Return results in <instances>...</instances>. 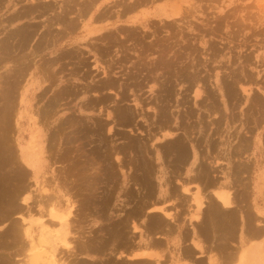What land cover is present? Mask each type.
<instances>
[{
  "label": "rangeland",
  "instance_id": "1",
  "mask_svg": "<svg viewBox=\"0 0 264 264\" xmlns=\"http://www.w3.org/2000/svg\"><path fill=\"white\" fill-rule=\"evenodd\" d=\"M30 1L33 2V0H19V2L17 1L19 4L15 2L17 6L11 3L9 4L7 0L0 2V36H3L4 33L10 31V29L16 26H20L21 28L26 27L27 25V28L34 26L32 30L37 31V36L36 34L34 35L35 41L32 40V45L34 47V44H36L40 48L43 46L41 49L38 47L39 50L32 57L33 62L29 65V70H27L29 73L25 75V77L22 79L23 81L21 79L19 81L20 85L17 87L18 89L16 90L14 97L15 105L13 116L11 117V122L13 120V131L11 134L15 141L21 137L23 142H25V147L22 146L23 144H19L23 160L22 164L24 165L22 167L26 170H29L30 168L25 166L27 164L33 169L34 175L32 176L30 175L31 170H23L25 180L22 182L30 185L31 191L29 193H32L30 202L33 201V198L40 200L43 197L45 198L53 195V193L57 192L56 194H58L56 200V202L59 201L57 202L58 208H51L50 206L46 209V211H44L45 213L42 212L44 216H42L40 213L37 215L36 213L33 218H30L28 221H26V223L30 225V223L33 221L36 222V218L43 217L42 220L47 221V223L49 222L48 225L53 222V225L50 224L53 227L49 225L52 227L49 228V232H53L54 234L51 236L52 240L48 243V246L52 245L56 248L62 247L58 240L60 237L57 236L58 234L56 232L60 225L55 221V218H52L49 215V211L50 209H57L58 212H62V210L67 207L66 199H68V197H70L71 203L73 205L77 203L76 205H78L81 211L80 213L82 214V216L80 215L81 221H76V227L75 225L72 227V233L76 235L78 234L77 236H80L81 239L84 238L83 236H85V240H88L90 235L91 237L96 235L94 239L90 240L95 241L94 244H92L98 248L97 242L101 243L102 240H99L102 239V236L107 239V241L109 239L111 242L114 237V230L116 234L118 231L116 228L117 224L120 223V220L123 218V216H126V213L133 209V206L135 208L141 203V200H143V194L147 190H145L146 183L142 181L144 177L145 179L146 177L149 178L151 182L150 184L152 186L150 190L152 189L155 191L156 182H152L151 180L152 176L153 178H156V171L158 170V166L161 164V162L164 163L163 165H166V171L164 173L160 172L159 176L162 173L166 177L173 176L174 171L172 170L175 168V166L172 165H174L173 163L176 162V159L174 158L173 154H168L169 152L166 150L165 145L163 146L164 148L159 146L160 142H163V140H168L169 138L164 139L165 132L160 133L156 128L158 123L154 121L155 115L158 113L157 111H160V108L161 110L164 108L166 109H164L167 111L166 116L167 114L171 113L169 120H172L168 121L174 127H176L175 132H177L178 135L180 134L179 136L184 142L183 145L187 147L189 152L194 151L196 153H200V157L198 159H202V164L205 162L208 168L211 169L212 166H215L218 167V171L225 172H217L219 176L216 172H212L215 174V176L217 175L216 178L218 180L225 182L223 176H226V173H228L227 179L232 180L231 177L233 173L237 172L236 170L235 172L233 171V169L238 167L237 164L240 162L249 161L248 164H251L249 168L250 171L244 172V174L242 173L243 175L238 174L237 172V176L240 177L241 180H244V182L246 180L247 188L249 184V187H254L256 183H260L261 187L264 186V0H175L180 4L181 10H176L179 9V7H166L170 3H164L171 0H157L152 3H148V1H146L140 2V4L139 2L136 3L135 0H125L127 1L126 4H129L132 7L126 9L127 11L124 10L125 15L123 13L119 19L116 18V15L118 14L117 12L123 8L122 6L118 5V2H121L122 0H98L96 2V6L93 4V7H90L87 12H81V14L78 13V9L82 8L80 7L82 6L81 3L86 0H75L76 2L74 0H58V5L60 6L57 5L56 7H52V9H50L51 7L47 9L46 7H43V5L46 2L54 3L55 1L37 0L38 3L36 6L33 8L31 7L32 10H29V13H34L30 15L29 13H24L20 19L11 23L8 20L9 16L12 15L14 11H17V9L19 12L22 11L23 8H27L22 6ZM71 1L74 3V5L71 3ZM66 2H68L67 4L70 6L68 7L69 9L67 8L68 5ZM159 4H164L162 6L165 7L158 6L157 13H153V16H148V13H150L152 9L155 8L153 5L157 6ZM29 8L30 7H28V9ZM167 8H171L172 12L169 13ZM61 11L62 13H60ZM102 11H109L110 13H113L111 15L114 16H110L104 20H101L98 17ZM163 12H167V14H163ZM64 14L66 16V23L71 21L69 20L70 18H75L74 21H77L78 24L73 29H69L68 32L62 30L64 24L60 23L61 21L57 24V21L55 20L61 19ZM55 16H57V18ZM49 18H52L54 21H56V24L52 19L51 22ZM136 18L142 20L141 23L148 21L150 26L148 24L145 25L147 27L144 25H139L140 20L137 21ZM48 20L50 23L47 22ZM29 25L31 27H29ZM165 25H167V27H165ZM169 26H171V28ZM46 27H49L51 30L49 32L51 37L49 41L45 38L46 36L43 37V35H47L46 33L49 30ZM124 30L125 32H123ZM52 35L55 38L52 37ZM106 35L107 38H105ZM112 35L114 37L112 43L115 44L117 39L118 41L116 44L118 45L120 43L122 45L124 42V44H126V48L123 46L122 50L121 46V49H117L119 46H114V44L110 45V48L107 49H111V51L106 50L109 57L107 58V56L104 55L106 54V46H108L106 44H110L111 42L109 43L107 41V43L106 40H108V36L111 38ZM144 35L145 37H143ZM38 36H40V38L42 37V39L44 38V41L39 39ZM119 40L122 41V43ZM93 41H96V44H98L96 52L101 55V58L103 59L102 61L105 62L109 60L111 68H108H110L109 70H112L109 72L113 77V83L115 82L119 85L115 84L116 86L113 87L112 91L108 87L103 88V91L100 90L98 93L101 94L100 96H102V100H98L97 108L87 109L85 101L89 99L90 96L93 97L91 90L86 92V90L82 88L85 84L91 81L92 77H89L88 73L95 75V83L97 84H99L101 79L104 78L103 71L101 70V63L99 62L98 57L95 55L96 52L91 50V43ZM154 41L157 43V47L156 44H154ZM149 42L154 45H149ZM140 43L143 44L142 46L145 45L146 48L149 45L148 48L150 47L149 50H152V52H155L156 50L158 51L150 54L151 52L148 49L140 47ZM160 43L163 46L166 44L167 47L165 46L166 48H163ZM168 43L170 45H168ZM102 46H105V49ZM112 46H114L115 50ZM159 46L160 48H158ZM98 47L101 51L98 49ZM169 47L172 50L170 49L168 51L167 49ZM27 49L30 50L29 46ZM163 49H166L169 54L165 52L166 50L162 52ZM175 50L178 52L176 56L179 58L181 57V59H177L179 63H175V61L174 63L176 66L174 65L171 68H164V71H162L163 68H161V62H158L159 58L162 55H165V53L168 56H172V53ZM159 52H162L163 54H160L161 56H159ZM146 54L149 55L146 57ZM175 54L176 53H174V55ZM156 56L159 57L156 58ZM161 60L162 59L160 58V61ZM9 61L10 60L5 57L4 53L0 51V75L4 74V70H8L12 66V63ZM46 61L47 63L49 62V68L45 66ZM142 61L144 62L142 63ZM106 64L109 66L108 62L105 64L103 63L102 65H104V68L106 67ZM183 64L187 65L184 66ZM154 65L159 68L153 69L152 67H155ZM181 66L183 67L184 71L181 70L182 68H180L181 71H178L179 67ZM73 68L76 70H73ZM147 68L148 70L146 71ZM41 69L50 70V74L53 75L52 78L42 79L41 75L39 76V73L38 76H36V71L38 72ZM72 71H75V74L71 73ZM30 73L31 75L29 76ZM188 73L192 75V80L190 79V76L189 78L187 77V75H189ZM130 76H132V78ZM30 83H32V85H30ZM199 83L205 87H201ZM75 85L77 87L74 88L73 86ZM62 88L64 90L67 88L68 93H64ZM77 88V91L74 90ZM199 88H205L204 91L206 92L203 91L205 94L201 92V97L199 96L200 98L198 97V99L196 98L195 92L202 91V89L200 90ZM196 89L199 90L196 91ZM83 90L85 91L83 92ZM207 94L209 95V98L211 97L210 100ZM54 95H61V97L57 100V102H59L55 104V109L51 110V108L49 107V109L48 106H50L49 101L52 99L51 96L53 97ZM0 97L2 102H4L3 93H0ZM137 99L139 100L138 106H140V108L137 106ZM200 99L204 100L205 102ZM152 100L154 102H152ZM199 101L200 103L204 102L205 104H195V102ZM151 104L152 106H150ZM161 106H163V108ZM157 107L160 108L158 109ZM125 108L131 110L133 109V112L136 111V113H133V118H130L131 120L129 119L130 123L127 125L123 124L121 120L119 121L118 118L120 115L125 114L122 112L125 110ZM45 111L48 113L46 114ZM53 111H55V113H53ZM110 111L112 115L108 116ZM181 116L183 117L181 118ZM202 116H205V118ZM122 117L120 116V118ZM67 120H73L74 124H70L71 127L67 126L68 128L65 126V129L63 128L60 131L61 133L58 132V134L54 130L56 126L55 121L60 123L62 121L66 122ZM92 120H95L96 123H98V127H96L97 129L94 128L95 130L93 129V125L91 123ZM123 120H125V118ZM128 125L129 127H127ZM183 126L188 128L187 135L184 133ZM109 128L111 129L110 132L108 130ZM53 133L57 136L59 135L58 138H52L55 140L50 139V137L53 136ZM160 134H164L163 138H161L162 135ZM203 134L205 135L204 137H202ZM85 135L88 136L85 138ZM183 135L185 137H183ZM238 136H240L241 141L239 140ZM107 137L108 139L110 138V140H107ZM169 137L171 138V136ZM243 137H245L246 140ZM69 138L71 142L68 143ZM209 138L210 140H208ZM198 139L199 141H197ZM207 140L210 141V143ZM240 144H242V147ZM52 145H54V147ZM115 146L116 148H114ZM192 146L194 147L192 148ZM157 147L159 150H157ZM92 149H94V152H92ZM101 149H103V153L105 151L106 153H109H107V158H104V156L103 158H101L102 156L99 157L102 155L100 152ZM159 154H162L161 160L158 159ZM96 156L98 159H96ZM92 157L95 158L93 159ZM104 159L106 160L104 161ZM95 162H99L96 165L100 166V168L102 165V167H104V165L107 166L108 163L112 165L110 168L113 169H110L109 174H111V171L113 170L112 174H115L118 180L117 178H114V175H112V179L110 177V183L102 182L101 173L99 174V172L101 169V172H103L104 168L99 169V171H94L93 173L98 172L97 178L100 180V185L93 194V196L99 198L96 199L92 196L94 201L97 202L98 200V204L92 205L90 202V204L83 203L85 198L84 195L87 196V193L89 192V188L87 187L86 183L91 173H89L88 169H83L81 167L86 163L93 166L92 164H95ZM194 162H196V160ZM120 164L123 166H120ZM213 170L214 169L212 168V171ZM230 170L233 173H231ZM149 172L152 173L150 174ZM181 173L183 174V171ZM124 175L126 176L127 180L125 183H123V180L125 179L123 177ZM31 178H34L35 182H31ZM46 179L48 181L45 183ZM235 179H237L236 176ZM79 183L80 185L77 186ZM102 184L103 186L105 185V187H103ZM172 184H175V186L179 185L178 182L175 181ZM74 185L76 186L71 188ZM187 186L192 192L196 191V189L198 190L197 184L191 183ZM164 187L163 195H169L170 191L168 187L165 186V184ZM224 189L228 188L224 187ZM250 189H252V191L256 190L254 188ZM82 190L84 191L81 192ZM124 191L126 193H124ZM34 195L35 197H33ZM145 196L147 197L146 193ZM112 200L115 202H112ZM177 201L179 202V200L175 199V197L168 199L163 204V206H166L167 202L174 204L175 202L178 203ZM37 203L38 201L35 203L36 207L38 206ZM107 205L109 206V209H107ZM192 206H195V204L193 203ZM103 209L105 210L104 212L107 213L106 215L104 214ZM39 214L42 217H40ZM101 214H103V216H101ZM56 224L58 226H56ZM32 226L33 230H35L34 234L39 237L38 225L35 223L34 225L32 224ZM100 227H103L105 230ZM106 229L108 233H106ZM1 230H3V228H0V233H2ZM130 230L133 229H131L129 226L128 233H130ZM85 233L86 235L87 233H90V235H87V237L84 235ZM137 233H141V231H138ZM73 234L70 235L71 243L72 245H75L76 238H74L75 235ZM0 236L2 237V242L0 241V246H2L0 247V256L7 254L11 256V258H14V261H16L14 264H19L15 258L20 256L17 254L18 251L12 248V237L6 234ZM105 241L106 240H103L105 243L104 245H106ZM4 244L6 245V249L5 247L3 248ZM108 245L106 246V249ZM151 252L157 255V258L159 259L157 250L153 249ZM106 253L107 252H105L104 255ZM101 256V253L98 254L97 252H91L88 255L81 253L79 258L88 264H91L92 261V264H98L96 261L98 259H102ZM73 259L70 260L73 261ZM74 261L73 263H75ZM128 263L140 264V262L137 261ZM100 264L102 263L100 262Z\"/></svg>",
  "mask_w": 264,
  "mask_h": 264
},
{
  "label": "bare ground",
  "instance_id": "2",
  "mask_svg": "<svg viewBox=\"0 0 264 264\" xmlns=\"http://www.w3.org/2000/svg\"><path fill=\"white\" fill-rule=\"evenodd\" d=\"M3 1V0H0V2ZM8 3L10 4H13L15 6H17V4H19V0H7ZM18 1V2H17ZM23 1V0H22ZM43 1V0H42ZM55 1V2H54ZM57 1V2H56ZM66 1V0H65ZM75 1V0H74ZM73 1V2H74ZM98 0H86L84 2L81 3L82 8L78 9V13L81 14V12H87L90 7H93V4L96 6V2ZM148 1V3H152V2H155L157 0H135L136 3L139 2H146ZM172 1V2H171ZM171 1H167L165 2L164 4H168L166 7H179V9H176V10H181L180 9V4L178 2H176L175 0H171ZM183 1V0H182ZM17 2V4L15 3ZM54 3L52 2H46L44 3L43 7H46L47 9H52V7H56L58 5V0H53ZM69 2V1H68ZM66 2V4L68 3ZM76 2V1H75ZM127 1H121V2H118V5L119 6H122L123 9H119L120 11L117 12L118 14L116 15V18H120L123 13L125 12L124 10L128 9L129 7H132L131 5L129 4H126ZM38 3L37 0H33L30 1V2H27L24 4V6L22 7H27V8H21L22 11H19L18 12V9L17 11H14V13H12V15L9 16L8 20L13 23V21H16L18 19L21 18L22 14L24 13H29V10H32L33 7L36 6V4ZM72 3V1H71ZM69 3V4H71ZM1 4V3H0ZM3 4V3H2ZM74 5V3H72ZM71 4V5H72ZM122 4V5H121ZM134 4V3H132ZM162 4V5H164ZM68 5V4H67ZM77 5V4H76ZM116 5V6H118ZM160 5V6H162ZM60 6V5H58ZM63 6H64V3H63ZM118 6V7H119ZM138 6V5H137ZM21 7V6H20ZM28 7H30L28 9ZM32 7V8H31ZM70 7L69 5L67 6V8ZM78 7V5H77ZM125 7V9H124ZM153 7H155L154 9H152V11L150 13H148V16L151 15L153 16L154 14L157 13V7L156 5H153ZM162 7H165V6H162ZM65 9V7H64ZM69 9V8H68ZM20 10V9H19ZM75 10V9H73ZM175 10V9H174ZM64 11V10H62ZM62 11L60 13H62ZM127 11V10H126ZM160 11V10H159ZM167 11L170 13L172 12L171 11V8H167ZM34 12H31L29 13L32 14ZM69 13V12H68ZM154 13V14H153ZM39 14V13H38ZM113 13H110L109 11H102L100 12L99 14V19L101 20H104L105 18H108L110 16H114V15H111ZM163 14H167L163 12ZM26 15V14H25ZM37 15V14H36ZM54 15V14H53ZM125 15V13H124ZM52 16V15H51ZM144 16H145V13H144ZM57 18V16H55ZM60 17V16H58ZM35 18V17H34ZM53 18V17H52ZM51 18V19H52ZM49 18V20L52 22ZM75 18H70L69 20H71L69 23H66V16L64 14V16L57 20V24L58 22L64 24L62 30L68 32L69 29H73L74 27H76L78 24H77V21H74ZM47 20V19H46ZM47 21L50 23V21ZM137 21H139L140 19L136 18ZM147 20V19H146ZM45 21V20H44ZM54 21V20H53ZM54 21V23L56 22ZM142 20L139 21V25L141 26H145L147 25L149 22L146 21L144 23H141ZM8 22V21H7ZM68 22V20H67ZM146 23V24H145ZM37 24V23H36ZM42 24V23H41ZM53 24V23H52ZM56 24V23H55ZM25 25V24H24ZM34 25V24H33ZM149 25V24H148ZM172 25V24H171ZM22 26V25H21ZM28 26V25H27ZM26 27H20V26H16V27H13L12 29H10V31L6 32L3 34V36H0V51L2 53H4L5 57L8 58V60H10L9 62L12 63V66L5 71L4 73V77H3V74L0 75L1 79H0V93H3V101H4V105L2 106L0 104V129L3 130L2 133H0V136L1 134H4L6 135L7 134V130L11 127H9L11 125V117L13 115V111H14V94L12 93L15 88H17L19 85H20V79L22 80L24 78V76L27 74V70H29V65L33 62V59L32 57L36 54V52L39 50L38 47L36 44H34L35 46L33 47L32 45V40L35 41V34L37 36V31L35 30H32L33 27L32 24L31 26L29 25V27L31 28H27ZM49 26V25H48ZM56 26V25H55ZM150 26V25H149ZM148 26V28H149ZM173 26V25H172ZM121 27V26H120ZM139 27V26H138ZM147 27V26H145ZM165 27H167V25H165ZM171 28V26H169ZM168 27V28H169ZM36 28V26H35ZM47 28V27H46ZM161 28V27H160ZM49 29V27L47 28ZM59 29V28H58ZM102 29V28H100ZM124 29V28H123ZM140 29V28H139ZM147 29V28H146ZM60 30V29H59ZM99 30V29H98ZM148 30V29H147ZM33 31H34V34H33ZM46 31V30H45ZM51 30L49 29L47 31V35H43L46 36L45 38L49 41V39L51 38L50 37V32ZM74 31V30H73ZM173 31V30H172ZM125 32V30L123 31ZM128 32V30H127ZM135 32V31H134ZM171 32V31H170ZM54 33V32H53ZM120 33V32H118ZM122 33V32H121ZM130 33V32H129ZM143 33V32H142ZM148 33V32H147ZM146 33V34H147ZM164 33V32H163ZM204 33V32H203ZM213 33V32H212ZM215 33V32H214ZM42 34V33H40ZM68 34V33H67ZM105 34V33H104ZM103 34V35H104ZM109 34V33H108ZM112 34V32H111ZM110 34V35H111ZM141 34V33H140ZM175 34V33H174ZM62 35V33H61ZM115 35V34H114ZM128 35V34H127ZM149 35V34H148ZM121 36V35H120ZM134 36V35H133ZM139 36V35H138ZM147 36V35H146ZM157 36V35H156ZM39 39H42V37L40 38V36H38ZM52 37H54L52 35ZM104 37V36H102ZM108 40H106V42L108 41L110 44H106L108 46H106V49H105V46L103 47L105 49V53L104 54L105 56L108 57L107 55V52L106 50H109L107 48H110V45L114 44L112 43L113 40H114V37L112 39V37L110 38V36H108ZM128 37V36H127ZM145 37V35L143 36ZM55 38V37H54ZM107 38V35L106 37ZM117 38V37H115ZM147 38V37H146ZM145 38V39H146ZM158 38V37H157ZM189 38V37H188ZM44 39V38H43ZM42 39V40H43ZM45 39V40H46ZM120 39V38H119ZM125 39V38H124ZM123 39V41H124ZM126 39H129V38H126ZM137 39V38H136ZM143 39V38H142ZM150 39V38H149ZM44 41V40H43ZM117 39H116V42L114 44V46H119L117 47L121 49L122 47V50H123V46L124 48H126V44H124V42L122 43V41H120L122 43V45L120 44H116L117 43ZM153 41V40H152ZM151 41V42H152ZM166 41V40H165ZM177 41V40H176ZM37 42V41H36ZM46 42V41H45ZM107 42V43H108ZM155 42V41H154ZM49 43V42H48ZM97 42L96 41H93L91 43V50L96 52V49H97V45L96 44ZM126 43V42H125ZM135 43V42H134ZM137 43V42H136ZM162 43V42H161ZM160 43V45H161ZM39 44V43H37ZM42 44V43H41ZM138 44H139V41H138ZM141 44V43H140ZM154 44H156V47L158 46L157 43L155 42ZM154 44H151L149 42V45H154ZM163 44V43H162ZM134 45V44H133ZM143 44H141V48H145V49H150V47L146 48V46H142ZM164 45V44H163ZM161 45V46H163ZM168 45H170L168 43ZM187 45V44H186ZM29 46V49L28 48ZM41 46V45H40ZM114 46L113 49H114ZM121 46V47H120ZM135 46V45H134ZM137 46V44H136ZM165 46L167 47V45L165 44ZM165 46H163V48H166ZM43 46H41L42 48ZM90 47V46H89ZM132 47V46H131ZM153 47V46H152ZM151 47V48H152ZM155 47V46H154ZM173 47V46H172ZM40 48V47H39ZM40 48V49H41ZM47 48V47H46ZM160 48V46L158 47ZM185 48V47H184ZM98 49L100 50V48L98 47ZM144 49V50H145ZM153 49V48H152ZM171 48L169 47L167 50L169 51ZM97 50V51H99ZM115 50V49H114ZM113 50V51H114ZM125 50V49H124ZM166 50V49H165ZM164 49L162 50L165 51ZM165 51L166 53L169 54L168 51ZM172 50V49H171ZM190 50V49H189ZM41 51V50H40ZM76 51V50H75ZM101 51V50H100ZM111 51V49L109 50ZM117 51V50H116ZM115 51V52H116ZM136 51V50H135ZM150 51V50H149ZM158 51V50H156ZM155 51V52H156ZM161 51V50H160ZM34 52V54H33ZM72 52V51H71ZM145 52V51H144ZM151 53L150 54H153L152 50L150 51ZM154 52V53H155ZM160 53L159 52V56H161L163 53ZM164 52V53H165ZM181 52V51H180ZM184 52V51H183ZM197 52V51H196ZM104 53V51H103ZM117 53V52H116ZM146 53V52H145ZM149 53V52H148ZM165 53V55H167ZM174 53H176L174 55ZM191 53V51H190ZM39 54V53H37ZM142 54V53H141ZM140 54V55H141ZM161 54V55H160ZM172 56H165V55H162L160 58L162 59L160 61V58L158 60V62H161L160 65H162L161 68H163L162 71H164V68H171L172 66H176L175 63H179V61L177 59H181V57L179 58L178 56H176L178 54V52L175 50L173 53ZM184 54V53H183ZM189 54V53H187ZM98 59H99V62L101 63V67H102V71H103V74H104V78L101 79L100 83L97 84L95 83V75L94 74H89L88 72V75L89 77H92L91 78V81L87 84L84 85V87H82L83 89L86 90V92H88V90H91L92 93H93V97L90 96L89 99H87L85 102V105L87 106L86 108L87 109H96L97 108V102L98 100H102L100 96L101 94H99L98 92L101 90L103 91L104 89L103 88H109L111 91L113 90V87L116 86L115 84H118V83H113V77L111 76V73L109 71H112V70H109L111 68V65L109 64V60L103 62L102 58H101V55L98 54V52H96L95 54ZM128 55V54H127ZM126 55V56H127ZM139 55V56H140ZM149 55V54H148ZM146 54V57L148 56ZM171 55V54H170ZM180 55V53H179ZM182 55V54H181ZM190 55V54H189ZM104 56V57H105ZM159 56H156V58H158ZM183 56V55H182ZM3 57V56H2ZM1 57V59H2ZM125 57V56H124ZM173 57V59H172ZM72 58V57H70ZM112 58V57H111ZM121 58V57H119ZM123 58V57H122ZM142 58V57H141ZM185 58V57H184ZM136 59V58H135ZM138 59V58H137ZM145 59V58H143ZM176 59V60H175ZM52 60V59H51ZM53 60H56V59H53ZM113 60V59H112ZM248 60V59H247ZM3 61V60H2ZM49 61V60H48ZM102 61V62H101ZM136 61V60H135ZM176 61V62H175ZM45 62V61H43ZM106 62H108L109 66H107V64L105 65L106 67L104 68L102 65L103 63L105 64ZM144 61H142L143 63ZM157 62V61H156ZM175 62V63H174ZM184 62V61H183ZM117 63V61H116ZM124 63V62H123ZM150 63V62H149ZM64 64V63H62ZM66 64V63H65ZM113 64V63H112ZM126 64V63H125ZM157 64V63H156ZM38 65H41V64H38ZM123 65V64H121ZM143 65V64H142ZM153 65V63H152ZM158 65V64H157ZM182 65V64H181ZM184 65V64H183ZM187 64H185L184 66H186ZM32 66V65H31ZM43 66V65H42ZM41 66V67H42ZM47 68H49V62L47 63L46 61V65H45ZM51 66V64H50ZM144 66V65H143ZM142 66V67H143ZM146 66V65H145ZM151 66V64H150ZM149 66V67H150ZM155 66V65H154ZM110 67V68H108ZM45 68V67H44ZM122 68V67H121ZM138 68V67H137ZM153 69L154 68H159V67H152ZM151 68V69H152ZM178 68V67H177ZM180 68H182L181 70H183V67H179L178 71H181ZM189 68V67H188ZM75 68H73L74 70ZM123 69V68H122ZM141 69V68H139ZM144 69V68H143ZM150 69V68H149ZM175 69V68H174ZM196 69V68H195ZM37 70V69H36ZM76 70V69H75ZM138 70V69H137ZM136 70V71H137ZM148 70V68L146 69V71ZM156 70V69H155ZM184 71V70H183ZM193 71V70H192ZM7 72V73H6ZM50 70L48 69H41L38 71L39 73V76L41 75V78L42 79H50L52 78V74H50ZM75 72V71H74ZM73 71L71 73H74ZM169 72V71H167ZM188 72V71H187ZM233 72V71H232ZM57 73V72H56ZM163 73V72H162ZM196 73V72H195ZM6 74V75H5ZM55 74V73H53ZM58 74V73H57ZM75 74V73H74ZM124 74V73H123ZM146 74V73H145ZM189 74V73H188ZM73 75V74H72ZM132 75V74H131ZM134 75V74H133ZM140 75V74H139ZM148 75V74H147ZM194 75V74H193ZM199 75V74H198ZM129 76V75H128ZM190 76V79L192 80V75H187V77L189 78ZM132 78V76H130ZM169 77V76H168ZM127 78V77H126ZM130 78V79H131ZM144 78V77H143ZM170 78V77H169ZM177 78V77H176ZM180 78V77H179ZM195 78V76H194ZM152 79V78H151ZM127 80V79H126ZM133 80V79H131ZM135 80V79H134ZM157 80V79H155ZM167 80V79H166ZM23 81V80H22ZM69 81V80H68ZM170 81V79H169ZM190 82V81H189ZM126 83V81H125ZM164 83V82H163ZM170 83V82H169ZM197 83V82H196ZM159 84V82H158ZM200 84V83H199ZM71 85V84H70ZM119 85V84H118ZM161 85V84H160ZM191 85V84H190ZM51 86V84H50ZM123 86V85H122ZM131 86V85H130ZM129 86V87H130ZM195 86V85H194ZM200 86H204L202 84H200ZM67 87V86H66ZM69 87V86H68ZM74 88L77 87L76 85L73 86ZM128 87V88H129ZM196 87V86H195ZM199 87V85H198ZM205 87V86H204ZM71 88V87H69ZM175 88V87H174ZM63 89V88H62ZM73 89V88H72ZM71 89V90H72ZM108 89V90H109ZM200 89V88H199ZM199 89H196V91H198ZM202 91H199V92H195L196 93V98H198L201 94V92L203 94H205L204 92V89L205 88H201ZM200 89V90H201ZM230 89V88H229ZM59 90V89H58ZM66 90V91H65ZM65 90L63 89L62 91L64 93H68V90L67 88H65ZM74 90H78L77 89H74ZM83 90V92L85 91ZM107 90V91H108ZM125 90V89H124ZM133 90V89H132ZM162 90V89H161ZM164 90V88H163ZM189 90V89H187ZM165 91V90H164ZM204 91V92H203ZM233 91V90H232ZM70 92H75V91H70ZM114 92V91H113ZM162 92V91H161ZM167 92V91H166ZM61 93V92H59ZM136 93V92H135ZM208 93V92H207ZM164 94V93H163ZM202 94V95H203ZM53 95V94H52ZM70 95V94H69ZM68 95V96H69ZM117 95V94H116ZM159 95V94H158ZM208 95V94H207ZM211 95V93H210ZM214 95V94H213ZM67 96V94H66ZM168 96V95H167ZM190 96V95H189ZM44 97V96H43ZM61 97V95L59 96H56L54 95L53 97L51 96V100L49 101L50 102V106H48V108L50 107L51 110L52 109H55L54 106L55 104H57V100ZM76 97V96H75ZM201 97V96H200ZM199 97V98H200ZM205 97V96H204ZM216 97V96H214ZM50 98V97H49ZM104 98V97H103ZM135 98H138V97H135ZM168 98V97H167ZM183 98V97H182ZM198 98V99H199ZM207 98V96H206ZM208 98H209V95H208ZM211 98V97H210ZM209 98V100H210ZM48 99V98H47ZM156 99V98H155ZM205 99V98H204ZM202 100V99H200ZM234 100V99H233ZM138 99H137V102L135 100V102L137 103V106L139 105L138 103ZM188 101V100H186ZM185 101V102H186ZM197 101V100H196ZM204 101V100H202ZM152 102H154L152 100ZM180 102V101H179ZM205 102V101H204ZM204 102H195V104H203ZM217 102V101H216ZM151 103V102H150ZM189 103V102H188ZM263 103V102H262ZM102 104V103H100ZM205 104V103H204ZM217 104V103H216ZM48 105V103H47ZM83 105V103H82ZM136 105V104H135ZM84 106V105H83ZM120 106V105H119ZM152 106V104L150 105ZM167 106V105H166ZM179 106V105H178ZM198 106V105H197ZM202 106V105H200ZM210 106V105H209ZM140 108V106H138ZM143 107V106H142ZM163 108V106H161ZM165 107V106H164ZM199 107V106H198ZM204 107V106H203ZM208 107V106H207ZM46 108V107H45ZM49 108V109H50ZM158 108V107H157ZM160 108V107H159ZM158 108V109H159ZM170 108V107H169ZM114 109V108H113ZM135 109V108H134ZM165 109V108H164ZM164 109L161 110L160 108V111H157L156 115H155V119L154 121H156L158 123V125H156L157 127V130H159L160 133H164V134H160L162 135L161 138H163V135H164V139H168V140H163V142H160L159 146H161V148L165 145V148L166 150L169 152L168 154L171 153V155L173 154L174 158L176 159V162L173 163L174 165L172 166H175V168L172 170L174 171V174L173 176H170V177H166L165 175H163V173L166 171V165H163L164 163L161 162V164H159L158 166V170L156 171V178L152 176V182H156L155 184V187H156V190L153 191L152 189L150 190V188L152 187L151 186V182L149 180L148 177H145L143 178V182L146 183V187H145V193L147 194V197L145 196V193L143 194V200H141V203L136 206L134 208L133 206V209L131 211H128L126 213V216H123V218L120 220V223L117 224V229L118 231L116 232L115 234V230H114V237L113 239L110 240L108 239H105L103 236H102V239H100L99 241H101V243L97 242L96 244L98 245V248H96L94 244L95 241H92L90 239H94L96 237V235L94 237H91L90 233H87V235H90L89 239L88 240H85V236H83L84 238L81 239L80 236H77L76 234H73L72 233V227H74L75 223H77L82 214L80 213V208L78 207V205L76 204H72L71 203V200H70V197H68V199H66V203H67V207L62 210V212H58L57 209H50L49 211V215L52 217V218H55L56 222H58V224L60 225L59 229H57V236L60 237L58 240H59V243L61 244V248H56L52 245L48 246V243L51 242L52 238L51 236L54 234L53 232L50 233L49 232V228H52L53 226V222H51L50 227L47 223V221H44L42 220V216H44V214H42V212L46 211L47 208H49L51 206L52 207H57L58 208V203L59 201L56 202L57 200V197H58V194L56 193H53V195H50L49 197H43L41 198L40 200H36L37 198H33V201L30 202L31 200V194L32 193H29L31 191L30 189V185H27L26 183L22 182L23 180H25L24 178V175H23V170H21V165L19 166V164L17 165V167H14L15 166V163L16 162H13V158H9L8 157V154H5V156L1 157L0 160L3 161L5 164V166L3 167V165L1 164L0 165V228H3L2 233H0V235H9L10 237H12L13 239V243H12V248L13 249H16L18 252L17 254L20 256L17 258H15L19 264H88V263H85L84 261H82L79 257L82 254L84 255H88L89 253L91 252H97L98 254L101 253L102 254V259H98L96 262H98V264H100V262L102 264H130L128 262H133V261H137V262H140V264H160L159 261H158V258L157 255L155 254H152V251L153 249L154 250H157L160 245L162 246L163 245V242H161L159 240V237L163 236L164 232L166 234V231H165V228L168 227L167 230L171 229V225H169L166 221H165V218H170L172 219V222L173 224L176 223L177 219H176V216H174V214L171 213V211L168 209V207L166 206H163V204L168 200V199H171V198H174L175 199H178L179 200V204H187L189 201L192 203L195 204V206L197 207V209L199 210V212H197L196 214V217L198 219V226L199 228V231L201 232L202 230H207V228H212V230L214 231L213 233H217L215 236L216 238L218 237L220 242L218 241L217 239V247L215 249H219V253H220V256L219 258H213V262L215 260H218V261H215L214 264H231L232 262H235V260L237 259V250L236 248L234 249H230L228 248L227 245H223V241L222 239L224 240L225 238H227V234L228 235V238H233L231 236L235 235L237 230L239 229V227L241 225H243L245 223V217L244 215H246V213L244 211H253L255 212H252L250 215L249 213H247V215L249 214L248 218L249 220H252L253 218V215L254 218L256 217L257 214H261L262 210H260L259 208V205H256V203H254V207L251 205L252 204V200H255V198H262L263 200V211H264V186L261 187V184L257 186L256 190H258L257 192L252 191V189L250 188H254V187H249L248 185V188H247V183H246V180L244 182V180H241L240 177H238L237 175L238 174H244V172H247V171H250V163L248 164L249 161H244V162H240L237 164L238 167H236V169H233V171L235 172V170L238 172L236 173H233L231 170V173H233L232 175V180H228L227 179V174L226 173V176H223V178L225 179V182L223 181H220L216 178V176L218 175L217 172H220V173H225L224 171L221 172V171H218L217 168L218 167H211L208 168L205 164V162H203L202 164V161L199 160L198 158L200 157V153H196L194 151L192 152H189V150L187 149L186 146H184V142L183 140L181 139V137L178 135L177 132H175L176 130V127H174L169 121H171L172 119L169 120L170 118V114H167V117L166 116V112ZM199 109V108H198ZM201 109V108H200ZM133 110V109H132ZM131 109H127L125 108V110H123L122 112H124L125 114H122L120 115L123 119L125 118V120H123L122 118H120V116L118 117L119 118V121L121 120V122H123V124L127 125L128 123H130V120L133 118V113H136L133 112ZM141 110V109H140ZM155 110V108H154ZM169 110V109H168ZM42 111V110H40ZM50 111V110H49ZM188 111V110H187ZM52 112V111H50ZM121 112V111H120ZM184 112V111H183ZM186 112V111H185ZM202 112V111H201ZM46 113V111H45ZM48 113V112H47ZM46 113V114H47ZM53 113H55V111H53ZM110 113V114H109ZM108 116L112 115L111 114V111L109 112ZM140 113V112H139ZM138 113V114H139ZM181 113V112H180ZM188 113V112H187ZM194 113V111H193ZM216 113V112H215ZM141 114V113H140ZM143 114V113H142ZM173 114V113H172ZM205 114V113H204ZM183 115V114H182ZM196 115V114H195ZM207 115V114H206ZM236 115V114H235ZM189 116V115H187ZM186 116V117H187ZM180 117V116H179ZM183 116H181L182 118ZM205 118V116H202ZM200 117V118H202ZM223 117V116H222ZM221 117V118H222ZM235 117V116H234ZM43 118V117H42ZM117 118V117H116ZM131 118V119H130ZM144 118V117H143ZM189 118V117H188ZM130 119V120H129ZM174 119V117H173ZM169 120V121H168ZM192 121V120H191ZM218 121V120H217ZM58 121H55L56 123V126H55V131L58 133L60 132L63 128L65 129V126L67 127H71L70 124H74V121L73 120H67L66 122L65 121H62L60 123H57ZM200 122V120H199ZM211 122V121H210ZM79 123V122H77ZM92 125H93V129H97L96 127H98V123H96L95 120H92ZM133 123V121H132ZM156 123V124H157ZM201 123V122H200ZM203 123V122H202ZM219 123V122H218ZM217 123V124H218ZM72 124V125H73ZM118 124V122H117ZM122 124V123H120ZM143 124V123H142ZM180 124V123H179ZM55 125V124H54ZM155 125V124H154ZM185 125V124H183ZM67 127V128H68ZM129 127V125L127 126ZM145 127V126H144ZM179 127V126H178ZM184 127V126H183ZM3 128V129H2ZM150 128V127H149ZM94 129V130H95ZM187 127L185 128L184 127V133L187 135ZM12 130V129H11ZM109 132H110V128L108 129ZM201 130V129H200ZM53 131V132H55ZM77 131V130H76ZM92 131V130H91ZM202 131V130H201ZM63 132V131H62ZM98 132V131H97ZM179 132V131H178ZM56 133V134H57ZM61 133V132H60ZM71 133V132H70ZM87 133V132H86ZM173 133H177V134H173ZM195 133V132H194ZM201 133V132H200ZM199 133V135H200ZM59 134V133H58ZM92 134V133H91ZM99 134V133H98ZM111 134V133H110ZM109 134V135H110ZM159 134V133H158ZM82 135V134H81ZM97 135V134H96ZM105 135V134H104ZM103 135V136H104ZM116 135V133H115ZM168 135V137H167ZM178 135V136H177ZM182 135V133H181ZM209 135V134H208ZM59 136V135H58ZM57 135H55L53 133V136L50 137V139L52 138H55L57 137ZM88 136V135H87ZM85 135V138L87 137ZM102 136V137H103ZM171 136V138L169 137ZM190 136V135H189ZM188 136V137H189ZM205 135L203 134L202 137H204ZM77 137V136H76ZM101 137V138H102ZM106 137V136H104ZM111 137V136H110ZM114 137V136H113ZM183 137H185L183 135ZM9 138V137H8ZM8 138H5L4 139H8ZM56 138V139H57ZM72 138V137H71ZM74 138V137H73ZM198 138V137H197ZM196 138V139H197ZM239 140H240V136H238ZM245 139V137H243ZM78 139V138H77ZM156 139V138H155ZM187 139V138H186ZM2 140V139H1ZM0 140V141H1ZM52 140H55V139H52ZM107 140H110V138L108 139L107 137ZM158 140V139H157ZM189 140V139H187ZM210 140V138L208 139ZM207 140V141H208ZM246 140V139H245ZM65 141V140H64ZM199 141V139L197 140ZM206 141V142H207ZM241 141V140H240ZM71 142L70 141V138L68 139V143ZM106 142V141H105ZM150 142V141H149ZM210 143V141H208ZM207 142V143H208ZM57 143V142H56ZM206 143V144H207ZM263 143H264V137H263ZM3 144V143H2ZM1 144V145H2ZM7 143L3 144L4 146H0V148H2V151H4V153H6L4 150V147L6 146ZM15 146H16V143H14ZM14 144H12L14 146ZM49 144V143H48ZM109 144V143H108ZM147 144V143H146ZM11 145V144H10ZM203 145V144H202ZM247 145V144H246ZM8 146V145H7ZM6 146V147H7ZM13 146H10L12 147V151H15L14 149L17 148V146L14 148ZM54 147V145H52ZM96 146V145H95ZM201 146V145H200ZM210 146V145H209ZM240 146L242 147V144H240ZM9 147V148H10ZM84 147V145H83ZM109 147V146H108ZM144 147V146H143ZM156 147V146H155ZM194 146H192L193 148ZM8 148V147H7ZM5 148V149H7ZM116 148V146L114 147ZM128 148V147H127ZM154 148V147H153ZM164 148V147H163ZM211 148V147H210ZM96 149V148H94ZM94 149H92L94 152ZM238 149H243V148H238ZM10 150V149H9ZM100 150V149H99ZM121 150V149H120ZM157 150L158 147H157ZM165 150V151H166ZM0 151V152H2ZM71 151V149H70ZM69 151V152H70ZM90 151V150H89ZM109 151V150H108ZM164 151V150H163ZM18 152V151H17ZM91 152V153H92ZM101 154L99 157L103 158H107V153L106 151L103 153V149H101ZM117 152V151H116ZM121 153V152H120ZM141 153V152H140ZM3 154V153H2ZM94 154V153H92ZM109 154V153H108ZM123 154V153H122ZM221 154V153H220ZM228 155V154H227ZM232 155V153H231ZM18 157H19V154H18ZM158 159L161 160L162 158V154L158 155ZM168 157V156H167ZM63 158V157H62ZM67 158V157H66ZM71 158V157H70ZM93 158V157H92ZM95 158V157H94ZM93 158V159H94ZM100 158V159H101ZM12 159V161L10 160ZM96 159H98V157L96 156ZM109 159V157H108ZM120 159V158H119ZM118 159V160H119ZM126 159V158H125ZM18 160V159H17ZM14 159V161H17ZM102 160V159H101ZM106 159H104L105 161ZM116 160V159H114ZM196 160V162H194ZM59 161V160H58ZM120 161V160H119ZM150 161V160H149ZM7 162H9L7 164ZM12 162V163H10ZM127 162V161H126ZM14 163V164H13ZM99 163V162H97ZM95 162V164H92L93 166L91 165H88V163L84 164L81 168L83 169H88L89 173L90 174V177L87 179V187L89 188V192L87 193L88 195H84V202L83 203H91L92 205H96L98 204V200L97 202L94 201L92 198L95 197L96 199L99 198V197H96V196H93L95 190L98 189V186L100 185L99 182L100 180L97 178V173H93L94 171L101 169V168H104V171H101L99 172V174L101 173V178H102V182H107V183H110V180L112 179V175H114V178L116 179L117 176H115V174H112L113 170L111 171V174H109L110 172V169H113V168H110V166L112 167V165H110L108 163V165H104V167L101 166H97V164ZM112 163V162H111ZM131 163V162H130ZM134 163V161H133ZM12 164V165H11ZM105 164V163H104ZM125 164V163H124ZM234 164V163H233ZM11 165V166H9ZM96 165V167H95ZM131 165V164H130ZM139 165V164H138ZM236 165V164H235ZM18 166H19V169H18ZM120 166H123L120 164ZM125 166V165H124ZM171 166V165H170ZM75 167V166H74ZM146 167V166H145ZM17 168V169H15ZM68 168V167H67ZM66 168V169H67ZM80 168V167H78ZM151 168V167H149ZM212 168L214 169L212 171ZM154 169H157V168H154ZM223 169V168H222ZM116 170V169H115ZM141 170V169H140ZM164 170V171H163ZM78 171H81V170H78ZM77 171V172H78ZM84 171V170H82ZM87 171V172H88ZM117 171V170H116ZM115 171V173H116ZM135 171V170H134ZM183 171V174L181 173ZM155 172V171H154ZM153 172V173H154ZM160 172H163L160 176H159V173ZM212 172H216L217 175L215 176V174H213ZM134 173V172H133ZM147 173V172H146ZM150 173V172H149ZM152 173V172H151ZM150 173V174H151ZM135 174V173H134ZM133 174V175H134ZM143 174V173H142ZM236 174V175H234ZM242 174V175H243ZM137 175V174H136ZM135 175V176H136ZM82 176V175H81ZM85 176V175H84ZM89 176V175H87ZM142 176V175H141ZM147 176V175H146ZM150 176V177H151ZM219 176V175H218ZM235 176L237 177V179H235ZM111 177V179H110ZM125 179L123 180V183H125L127 180H126V176L124 175L123 176ZM243 177V176H241ZM77 179V177H76ZM85 179V178H84ZM114 179V180H115ZM67 180V179H66ZM73 180V179H72ZM118 180V178H117ZM236 180V181H235ZM48 180L46 179L45 180V183L47 182ZM62 181V180H61ZM64 181V180H63ZM75 181V180H74ZM73 181V183H74ZM109 181V182H108ZM178 182L179 185H176L175 184L173 185L172 183L173 182ZM82 182V181H81ZM112 182V181H111ZM117 182V181H116ZM134 182V181H133ZM70 183H71V179H70ZM69 183V184H70ZM84 183V182H82ZM113 183V182H112ZM115 183V182H114ZM136 183V182H135ZM134 183V184H135ZM139 183V182H138ZM191 183H194V184H197V188L198 190L196 189V191L192 192L190 191L191 189L187 186ZM60 184V183H59ZM140 184V183H139ZM142 184V182H141ZM153 184V183H152ZM164 184L165 186L168 187L170 193L169 195H163V189L165 188L164 187ZM73 185V184H71ZM70 185V186H71ZM80 185L77 184V186ZM85 185V184H84ZM64 186V185H63ZM76 185L72 186L71 188H74ZM103 186V184H102ZM107 186V185H106ZM154 186V184H153ZM105 187V185L103 186ZM111 187V186H110ZM114 187V186H113ZM112 187V188H113ZM123 187V186H122ZM133 187V186H132ZM225 188H228V189H224ZM82 188V187H81ZM140 188V187H139ZM144 188V187H143ZM127 189V188H126ZM206 189V190H205ZM255 189V188H254ZM57 190V189H56ZM114 190V189H113ZM136 190V189H135ZM260 190V191H259ZM75 191V190H74ZM73 191V192H74ZM84 190H82L81 192H83ZM103 191V190H102ZM101 191V192H102ZM132 191V190H131ZM108 192V191H106ZM119 192V191H118ZM128 192V191H127ZM109 193V192H108ZM122 193V192H120ZM124 193H126L124 191ZM254 193V194H253ZM255 195V197H254ZM93 196V197H92ZM111 196V195H110ZM35 197V195L33 196ZM79 197V196H78ZM214 197V198H213ZM102 198V197H101ZM100 198V199H101ZM105 198V197H103ZM111 198V197H110ZM130 198V197H129ZM107 199V198H106ZM78 200V199H77ZM38 201V206L36 207V202ZM81 201V200H80ZM114 200H112L113 202ZM138 201V200H137ZM75 202V201H74ZM73 202V203H74ZM115 202V201H114ZM178 202V201H177ZM241 204H240V203ZM81 203V204H83ZM89 203V204H90ZM111 203V202H110ZM130 203V202H129ZM137 203V202H136ZM135 203V204H136ZM102 204V203H101ZM175 204V203H174ZM110 205V204H109ZM106 206V205H105ZM174 206V205H173ZM182 206V205H181ZM179 206V207H181ZM246 206V210H244ZM254 208L253 210L250 209ZM85 207V206H84ZM93 207V206H92ZM91 207V208H92ZM98 207V206H96ZM107 209H109V206L107 205ZM189 207V206H187ZM186 207V208H187ZM225 209H223V208ZM226 207V208H225ZM248 207V208H247ZM101 208V207H100ZM114 208V207H113ZM173 208V207H172ZM105 209V208H104ZM103 209V212L105 211ZM111 209V207H110ZM115 209V208H114ZM146 209V210H145ZM248 209V210H247ZM87 210V209H86ZM102 210V209H100ZM54 211V212H53ZM99 211V210H97ZM125 211V210H124ZM174 211V210H173ZM183 212L186 211V210H182ZM52 212H53V215H52ZM58 212V213H56ZM102 212V213H103ZM188 212V211H187ZM38 215V213H40V217L42 218H36L35 221L36 222H32L29 224L26 223V221H28L30 218H33L34 215ZM45 213V212H44ZM56 213V214H55ZM112 213V212H111ZM104 214L106 215L107 213L104 212ZM55 215V216H54ZM81 215V216H80ZM84 216V215H83ZM101 216H103V214H101ZM110 216V215H109ZM189 216V215H188ZM86 217V216H85ZM87 218V217H86ZM184 218V217H183ZM258 218V217H257ZM21 219V220H20ZM51 219V218H50ZM246 219V221H248ZM109 220V219H108ZM257 220V219H256ZM259 220V219H258ZM77 221V222H76ZM81 221V220H80ZM79 221V222H80ZM138 221V222H137ZM264 221V220H263ZM83 222V221H82ZM113 222V221H112ZM115 222V221H114ZM140 222V223H139ZM179 222V221H178ZM249 222V221H248ZM257 222V221H255ZM36 223V225H38V232H39V237L36 236L34 234L35 230H33V226L32 224L34 225ZM47 223V224H46ZM73 225V226H72ZM141 225V226H140ZM176 226L178 225L177 223L175 224ZM247 225V224H245ZM253 225V224H252ZM256 225V224H255ZM254 225V226H255ZM263 226H258L257 229L255 231L257 232H264V224H262ZM31 226H32V229H31ZM56 226H58L56 224ZM99 226V225H98ZM133 229V230H130V233H128V228ZM175 226V227H176ZM179 226V225H178ZM55 227V226H54ZM76 227V225H75ZM112 227V226H111ZM110 227V228H111ZM103 229V227H100ZM109 228V229H110ZM174 228V227H173ZM190 228V227H189ZM196 230L198 229L197 227L195 228ZM105 230V229H103ZM246 230V229H245ZM100 231V230H99ZM138 231H141V233H137ZM174 231V230H173ZM211 232V230H209ZM55 232V231H54ZM94 232V231H93ZM84 233V232H83ZM106 233H108L107 229H106ZM196 233V232H195ZM208 235L207 232H204ZM75 235L74 238H76V242H75V245H72L71 243V237L70 235ZM92 234V233H91ZM38 235V233H37ZM47 235V236H46ZM86 235V233L84 234ZM86 235V236H87ZM93 235V234H92ZM161 235V236H159ZM211 235V234H209ZM158 236V237H157ZM214 236V237H215ZM88 237V236H87ZM109 237V236H108ZM112 237V236H111ZM101 238V237H100ZM163 238V237H162ZM166 239L168 238V234H167V237H165ZM2 237L0 236V241H1ZM103 240H106V245H104L105 243L103 242ZM186 240V239H185ZM216 240V239H215ZM234 240V239H233ZM184 241V240H183ZM231 241V240H230ZM2 242V241H1ZM9 242V241H8ZM15 242V243H14ZM80 242V243H79ZM110 242V243H109ZM215 242V241H214ZM58 243V245H59ZM79 243V244H78ZM93 243V244H92ZM199 243V242H198ZM225 243H228L226 242L225 240ZM8 244V243H7ZM56 244V243H55ZM74 244V243H73ZM109 244V245H108ZM216 244V243H215ZM9 245V244H8ZM54 245V244H53ZM108 245L107 249H106V246ZM197 247H200L199 246L200 244H196ZM6 245L4 244L3 248L5 247ZM95 246V247H94ZM216 246V245H215ZM2 247V246H0ZM9 247V246H8ZM195 247V246H194ZM80 248V249H79ZM6 249V247H5ZM161 249V248H160ZM185 254L183 256L185 257H188V258H192V254L193 252L190 250V247H187L185 248ZM217 249V250H218ZM159 250V249H158ZM1 251V250H0ZM6 251V250H5ZM12 251V250H11ZM107 252L105 255L104 253ZM183 254V253H182ZM6 255V256H5ZM4 256H0V264H14L16 261H14V258L7 254H5ZM173 255V254H172ZM175 255V254H174ZM8 256V257H7ZM15 257V256H14ZM155 257V258H154ZM73 258H76V259H73ZM153 258V260H152ZM180 258V257H179ZM70 259H73V261L75 263H73L72 260ZM94 259V258H93ZM87 261V260H85ZM176 261V260H175ZM189 261V260H188ZM90 262V261H89ZM125 262V263H123ZM93 263V261H92ZM91 263V264H92ZM202 262H199V263H196V264H201ZM139 264V263H138ZM195 264V262L193 263ZM204 264V262L202 263Z\"/></svg>",
  "mask_w": 264,
  "mask_h": 264
},
{
  "label": "crops",
  "instance_id": "3",
  "mask_svg": "<svg viewBox=\"0 0 264 264\" xmlns=\"http://www.w3.org/2000/svg\"><path fill=\"white\" fill-rule=\"evenodd\" d=\"M157 6H160V4ZM6 70H4V73ZM28 73H29V71L27 72V74ZM30 75H31V73L29 74V76ZM36 76H38L37 71H36ZM3 77H4V74H3ZM30 85H32V83H30ZM17 89L18 88H15V90L12 92L14 94V96L16 94ZM0 102H1V105L3 106L4 102H2L1 97H0ZM13 105H15V103ZM10 123H11V125L9 127H11V128H9L7 130V134L6 135L1 134V136H0V140L2 139L0 141V146H4L3 144H5V143H7L6 146L8 145L7 146L8 148L6 146L4 147V150H6L5 151L6 153H4V151H2V148H0V151H2V152H0V158L5 156V154H8V157L13 158V162H16L14 167H17L18 164L20 166L23 163L22 154L20 151L19 144H23L22 146L25 147V142H23L21 137H19L17 139V141L14 140V137L11 134L13 131V120ZM2 131L3 130L0 129V133H2ZM4 137L5 138L9 137V138L6 140V139H4ZM14 143H16V146L18 147V149L16 148V149H14L15 151H12L13 149L10 146H13L12 144H14ZM16 146L14 144L13 147L15 148ZM5 148H7V149H5ZM18 154H19V157H18ZM14 159L15 160L18 159V160L14 161ZM10 160L12 161V159H10ZM3 163L4 162L0 160V165L2 164L4 167L5 164H3ZM8 163L9 162H7V164ZM10 163H12V162H10ZM11 165H9V166H11ZM19 166H18V169H19ZM22 166H24V165L22 164L21 167ZM25 166L30 168L29 169V170H31L30 175L31 176L34 175L32 167L28 166L27 164ZM15 169H17V168H15ZM21 170L29 171L23 167L21 168ZM31 182H35L34 178H31ZM258 185H260V183H256L254 188L256 189ZM257 191L258 190H255V192H257ZM254 197H255V195H254ZM254 203H256V205H259V208H260V210H262L261 211L262 213L257 214L255 218H254L255 215H253L252 220L247 219L249 214L252 215L251 213L254 212V210H253L254 208L251 209V207L249 206L250 209L253 211L251 212L248 209H247L248 212L244 211L246 213V215H244L245 223L239 227V229L237 230L235 235L231 236L233 238H231V239L228 238L229 234H227V238H225L224 240L222 239L224 246L227 245L228 248H230V249L236 248V250H237V254H238L237 259L235 260V262H232L231 264H264V232L255 231L258 226H263L262 224H264V221H263L264 220L263 200H262V198H258V199L255 198V200H252L251 205L253 206ZM192 204H193L192 202H188L187 204H184V205L182 203L179 204V202L178 203L175 202V204H172L171 202H167L166 207H168V209L170 208L169 210L171 211V213L174 214V216H176V219H177L176 223L179 226L178 225L176 226L175 225L176 223L173 224L172 219L166 218L164 216L165 221L169 225H171L172 228L167 230L168 227H166L165 228L166 234L164 232L163 236L159 235V236H161V237H159V240L161 242H163L162 246L160 245L159 247H157L159 249V250L157 249V253L159 256L158 261L160 264H193L194 262H195V264L199 263V262H202V263L204 262V264H214L215 261H218V260H215L213 262V258L215 256H216L215 258H219V256H220L219 249L218 248H217L218 250L215 249L217 247V243L220 242L219 238L218 237L216 238V236H215L218 232L213 233L214 231L210 227L207 228V230H202L201 232L199 231V229H200L198 226L199 221L196 217V214H197V212H199V210L197 209L196 206H192ZM179 206H181V207H179ZM187 206H189V207H187ZM244 208H245L244 210H246V206ZM183 209L186 211L183 212L182 211ZM247 213H249V214L247 215ZM254 214H255V212H254ZM246 219L249 222L246 221ZM255 221H257V222H255ZM245 224H247V225H245ZM196 227L198 228L197 230L195 229ZM209 230H211V232ZM204 232H207L208 235ZM167 234H168V238L166 239L165 237H167ZM209 234H211V235H209ZM229 237H230V235H229ZM217 239L219 242H217ZM225 240L228 243H225ZM196 244H200L199 246H201V248L197 247ZM187 247H190V250L193 252L192 258L191 257L188 258V257L183 256L185 254V250H186L185 248H187ZM152 254H153V252H152Z\"/></svg>",
  "mask_w": 264,
  "mask_h": 264
}]
</instances>
